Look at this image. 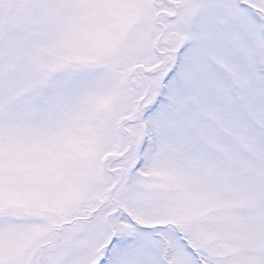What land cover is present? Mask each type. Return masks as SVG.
I'll return each instance as SVG.
<instances>
[{
	"label": "snow or ice",
	"instance_id": "6c2138e0",
	"mask_svg": "<svg viewBox=\"0 0 264 264\" xmlns=\"http://www.w3.org/2000/svg\"><path fill=\"white\" fill-rule=\"evenodd\" d=\"M0 264H264V0H0Z\"/></svg>",
	"mask_w": 264,
	"mask_h": 264
}]
</instances>
